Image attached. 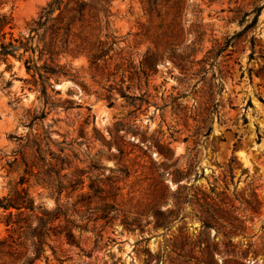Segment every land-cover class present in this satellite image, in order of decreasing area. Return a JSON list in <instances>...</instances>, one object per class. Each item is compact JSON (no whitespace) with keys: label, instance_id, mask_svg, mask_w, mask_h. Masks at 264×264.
<instances>
[{"label":"rangeland","instance_id":"rangeland-1","mask_svg":"<svg viewBox=\"0 0 264 264\" xmlns=\"http://www.w3.org/2000/svg\"><path fill=\"white\" fill-rule=\"evenodd\" d=\"M51 1L0 8L12 16L0 45L34 49L0 55V200L24 179L51 211L57 195L38 183L69 186L62 234L35 264H264V0H111L108 30L88 7L53 63L51 32L31 31ZM45 64L70 76L45 83ZM108 178L115 220L82 218L81 194Z\"/></svg>","mask_w":264,"mask_h":264},{"label":"trees","instance_id":"trees-1","mask_svg":"<svg viewBox=\"0 0 264 264\" xmlns=\"http://www.w3.org/2000/svg\"><path fill=\"white\" fill-rule=\"evenodd\" d=\"M6 0H0V8ZM159 0H147L149 10L155 11L158 7ZM111 0H52L41 12L39 20L35 23L36 26L31 30L36 32L43 30L45 33L51 32V40L44 43V50L50 55V61L53 63L58 57L65 53L64 47L68 44L69 37L75 30L76 26L82 22L86 9L88 7H99L100 14L104 16V30H108L109 7ZM56 12H58L57 15ZM12 16L7 13L0 14V31H3L11 24ZM31 38L26 41L21 39H12L9 43H2L0 45V55L3 57L16 56L20 50L24 52L34 50L31 46ZM101 46V45H100ZM94 53L90 54L92 64L97 61L106 53L102 48H93ZM100 54V55H98ZM30 62L26 61L27 70H32ZM45 75V83H48L51 77L59 79L61 76H70L66 67L62 64H56L54 67L45 64L41 67ZM46 88H44L45 90ZM48 178H42L38 185L46 186L53 191L52 196L57 195L55 209L49 211L42 205H36L35 199L29 192V187L23 186L27 183L22 179L18 186H22L19 190L14 187V193L8 197L0 200V208L6 215L5 225L9 228V236L5 239H0V256L14 258L12 264H35L36 261L41 259L44 253L45 237L49 234L56 236L62 232L58 231V227L54 222L61 218H67V210L65 205L61 203V197L64 191L69 186L64 185L62 180H58L55 185L51 180L50 175ZM107 184H106V183ZM105 182H99L98 179L92 180L89 193H82L81 198L85 201V206L88 207L84 216L86 220H102L107 223L115 220L113 214L117 212L115 209V202L119 196L118 191L120 188L115 186V180L108 178ZM106 184V185H105ZM81 186V191L84 189L85 181L80 179L77 186ZM109 185V188H106ZM71 187H73L71 185ZM75 190V189H74ZM99 201L100 206H93L94 202ZM114 203L111 205V203ZM12 210L17 213L13 214ZM123 224L126 228L132 229L134 226H139L138 219L130 221L129 218L123 219ZM207 228L208 224L204 223ZM17 236V237H15ZM68 239L73 237L69 231L66 233Z\"/></svg>","mask_w":264,"mask_h":264}]
</instances>
